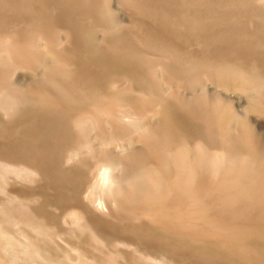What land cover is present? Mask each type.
<instances>
[{"label": "bare ground", "instance_id": "bare-ground-1", "mask_svg": "<svg viewBox=\"0 0 264 264\" xmlns=\"http://www.w3.org/2000/svg\"><path fill=\"white\" fill-rule=\"evenodd\" d=\"M146 1L118 3L131 21H144L136 36L145 33L147 46L162 52L158 58L130 41L109 0H0V150L62 169L58 180L78 173L68 197L37 206L63 203L52 214L58 221L71 216L68 233L77 242L71 256L57 244L59 230L27 211L31 200L6 188L11 181L33 183L35 170L0 160V264H121L119 237L175 258L194 255L200 264H264V139L217 88L245 94L246 112L264 111V42L246 41L235 30L260 13L264 33V0H245L242 23L211 26L237 61L205 59L209 48L194 56L162 46L155 39L168 38ZM164 2L179 10L175 0ZM190 18L183 12L168 24L165 15L161 23L176 33L178 24L190 27V38L202 29ZM18 67L28 69L29 86L12 80ZM207 82L215 86L211 93ZM112 147L127 152L115 156ZM115 159L128 163L120 180L110 171ZM77 203L86 209L66 210Z\"/></svg>", "mask_w": 264, "mask_h": 264}, {"label": "rangeland", "instance_id": "rangeland-1", "mask_svg": "<svg viewBox=\"0 0 264 264\" xmlns=\"http://www.w3.org/2000/svg\"><path fill=\"white\" fill-rule=\"evenodd\" d=\"M162 1H156L153 0L146 1L153 9H154V20L156 21V26L158 29L161 30L163 33V36L168 38L166 41L162 39H155L158 40L162 46H169V49L178 51L179 54H182L183 51L189 50L190 52L196 53L198 56L204 52L202 50L203 48H209V52H207L205 59L212 58L214 56H220L225 57L226 59L230 61H237L239 57L235 54H230L227 52V45L226 41L228 39L224 38L221 32L218 30H214L216 28H212L211 26L218 27V23L222 24L224 26L225 24H232L233 22L242 23L243 21L247 20L248 16H245L244 11L240 10V7L247 3L245 0H175L176 5L178 6L179 10H170L167 6V4ZM193 5L194 10L190 11L187 8H183V6ZM109 6L110 8L115 12L117 18L119 19V22L125 26V31L128 35V38H130V41L135 42L138 46V48H141V50H144L146 52L151 51V55L154 58H158L159 55L162 54V52L158 49L151 50V47L147 46L149 45L146 41V34L141 32L136 36L135 33V26L143 27L144 21H138L133 22L130 20L129 14L126 12L125 8H123L119 3L118 0H109ZM181 6V8H179ZM201 8H208L209 10H199L197 7ZM231 10V11H229ZM236 10H240V15L235 13ZM183 12L186 14V16L192 17L196 22L199 23V25L202 27L201 31H195L190 38H186L185 34L189 31L190 27L188 26H181V24H178L177 26L181 28V32L176 33L171 28H167L168 25H164L161 23V19L163 16L167 15L168 17V24L173 20L176 19L180 14H183ZM259 12V11H258ZM203 13H209L207 15H202ZM251 17V14H249ZM261 16V14H257L255 17H253V24L247 23L246 28L243 26H237L235 27V30L238 34H245L244 39L248 41L249 39L257 38L260 41L264 42V33L263 30H261L259 22L257 19ZM190 18V19H192ZM48 18H45L44 20H47ZM163 22V21H162ZM224 29H228L226 32L227 34H230L232 30L229 27H226ZM65 31V29H63ZM202 34H197V33ZM61 34H64L63 31H61ZM104 35L102 31L97 32V36L101 38ZM183 36V37H181ZM66 37V36H65ZM213 42L220 43L219 48H214ZM186 43V44H185ZM63 44H68L66 39L64 38ZM170 44L174 45L173 47L170 46ZM185 44V46H183ZM70 45V44H69ZM182 47V48H181ZM181 48V49H180ZM159 51V52H158ZM203 55V54H202ZM170 56V55H169ZM247 64V63H246ZM12 80L21 87H27L31 84V77L29 75L28 69L24 67H18L16 70L12 71L11 74ZM126 83V82H125ZM162 85L167 88V85L164 81H161ZM207 91L210 93L212 90L215 89V86L209 82H207ZM220 90V94L224 100H229L233 104L234 110L237 112L238 116L245 119L246 124L250 131H252L255 135H258L264 139V111L263 112H255V111H249L246 112V108L249 102V99L243 94L242 92L235 90V91H225V89L221 87H217ZM264 110V109H263ZM1 117V113H0ZM203 134V132L201 131ZM16 136L20 135L19 133H14ZM61 134V133H60ZM59 133L57 136H60L62 139V136ZM93 134V133H92ZM135 148L141 147L140 142H136L133 145ZM113 155L119 156L122 153L127 152L126 148H115L112 147L111 149ZM0 160L5 161L7 160V163H10L12 165H19L24 164L27 166H31L35 172H36V179L33 183L30 181H26L25 179L21 182H9L8 185H6L7 190H11V195H17L21 199H27L31 200L30 208L31 210H27L28 212L34 213L38 215V217L43 218L42 220L50 225V227H55L59 230V232L62 235V238H57V244L61 245L63 248L65 247L66 250H69V253L71 256H75L76 252L71 250L74 248V246L77 245V242L75 241L74 237L69 233V226L73 222L71 221V216L67 215V220L61 219L60 221L56 220L54 214L52 213H59L63 207V203H58V206H49L44 205L45 210L37 211V206L41 205L44 201H48L50 203L55 204L54 199L57 200L59 196L63 197L66 195L68 197L69 192V183H71V178L75 179L77 177V172H74L72 174H69L68 177H66L63 180H58L55 175L61 176L63 174L62 169H57L56 171H51V169L48 166H45L44 164L38 163V162H31L29 159H20L15 157H8L6 156L1 150H0ZM118 159H115V162L113 164L118 163L115 167L111 168V174L116 180H120V177L122 174H124L126 168L128 167V163L126 164L125 160H122L120 162ZM125 162V164H124ZM70 166V164H68ZM29 166V167H30ZM127 166V167H126ZM60 183V184H59ZM62 185L63 188L58 190L55 186ZM58 187V186H57ZM18 189L19 192H16ZM35 189V190H34ZM3 193L0 192V205L4 202ZM102 197L101 195H99ZM103 200V198H102ZM103 206L105 208H108V201L105 198L103 200ZM71 204H68L66 206H69ZM36 209V211H35ZM65 209V208H64ZM83 209H86L82 203H77L71 208L68 207L66 210H75L76 212L82 211ZM99 213V212H98ZM92 215V214H91ZM70 219V220H69ZM2 220V217L0 215V222ZM9 225V224H7ZM68 233V234H67ZM86 237L78 238L79 240L84 239ZM109 239V237L107 238ZM120 241V249L122 252L121 259L117 257L118 263L124 264L127 259L132 263V261H136V264H160L159 260H165L170 262L171 264H200L194 257V255L189 256L187 253L183 254L184 258L180 256L179 258H175L172 254L162 251L160 249H147L140 247L136 244V241L134 239H124L119 237L115 238L114 241ZM125 240V241H124ZM89 242V239H88ZM140 244V243H138ZM141 246H144L143 244H140ZM88 244L86 245V247ZM135 248V252L133 253L136 256L131 257L129 255V251ZM104 250L103 248H99ZM89 252H91L88 249ZM89 252L84 253L86 257L91 256ZM99 252V250H98ZM124 257L126 259H124ZM130 257V258H129ZM153 260V261H151ZM126 261V263L128 262ZM151 261V262H149ZM135 263V262H134Z\"/></svg>", "mask_w": 264, "mask_h": 264}]
</instances>
